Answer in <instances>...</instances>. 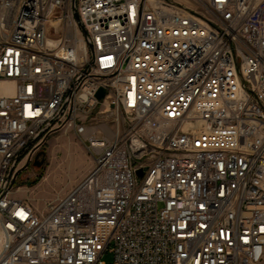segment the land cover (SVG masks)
<instances>
[{"label": "built area", "instance_id": "2783aa9c", "mask_svg": "<svg viewBox=\"0 0 264 264\" xmlns=\"http://www.w3.org/2000/svg\"><path fill=\"white\" fill-rule=\"evenodd\" d=\"M196 1L0 0V264H264V0ZM66 127L92 167L39 212Z\"/></svg>", "mask_w": 264, "mask_h": 264}, {"label": "rangeland", "instance_id": "374dc122", "mask_svg": "<svg viewBox=\"0 0 264 264\" xmlns=\"http://www.w3.org/2000/svg\"><path fill=\"white\" fill-rule=\"evenodd\" d=\"M197 8L196 0H178ZM92 167V160L83 141L72 127L53 134L35 158L24 164L15 181L14 196L29 201L37 211L66 195ZM111 260L110 255L104 258Z\"/></svg>", "mask_w": 264, "mask_h": 264}, {"label": "water", "instance_id": "95a60500", "mask_svg": "<svg viewBox=\"0 0 264 264\" xmlns=\"http://www.w3.org/2000/svg\"><path fill=\"white\" fill-rule=\"evenodd\" d=\"M103 94H104V90L101 88V89L98 91V93H97V97H98V98H101V97L103 96ZM138 173H139V175H141V174H142V171L140 170V171H138Z\"/></svg>", "mask_w": 264, "mask_h": 264}, {"label": "crops", "instance_id": "0c3cea01", "mask_svg": "<svg viewBox=\"0 0 264 264\" xmlns=\"http://www.w3.org/2000/svg\"><path fill=\"white\" fill-rule=\"evenodd\" d=\"M175 1L182 3L181 1H178V0H175ZM182 4H183V3H182Z\"/></svg>", "mask_w": 264, "mask_h": 264}]
</instances>
